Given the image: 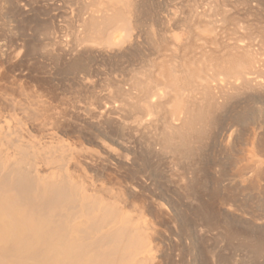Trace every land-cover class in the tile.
Masks as SVG:
<instances>
[{"label":"rangeland","instance_id":"obj_1","mask_svg":"<svg viewBox=\"0 0 264 264\" xmlns=\"http://www.w3.org/2000/svg\"><path fill=\"white\" fill-rule=\"evenodd\" d=\"M106 1L0 0V127L16 132L0 135V147L12 150L7 141L19 136L52 154L55 164L40 157L36 166L47 176L66 174L83 195L141 229L153 248L146 264H264V249L256 258L250 250L264 246V88L198 121L203 135L191 140L190 154L161 151L160 125L136 126V117L153 115L121 93L146 82L191 89L184 70L216 73L238 38L264 60V0H136L139 11H129L131 30L124 29L134 39L120 43L117 29L113 45L81 27ZM253 72L264 83V62Z\"/></svg>","mask_w":264,"mask_h":264},{"label":"bare ground","instance_id":"obj_2","mask_svg":"<svg viewBox=\"0 0 264 264\" xmlns=\"http://www.w3.org/2000/svg\"><path fill=\"white\" fill-rule=\"evenodd\" d=\"M129 11L133 13L139 11V2L108 0L107 3L106 1L101 9L92 11L90 15L86 13L88 18L82 19L81 25L84 27V29L82 27L85 33L83 35H86L85 30L93 31L96 33L93 35H98L94 37L100 38L99 41L115 44L113 42L116 38L113 36L115 31L129 30L131 27L130 19H128L131 18ZM128 12L129 14H126ZM125 14L130 17H126ZM131 21L137 23L138 19H131ZM208 28L211 43L215 41V33L213 29ZM78 32L81 34L82 31ZM134 35L124 30V35L118 40L120 43L121 41L129 42L131 37L132 40L134 39ZM242 41L238 38L228 45L226 60L223 56L221 64L217 67L219 71L212 64L217 70L216 73L209 74L204 67L201 70L205 72L200 75L197 69L196 74L197 65L193 64L196 65L193 66L194 68L191 67L192 70L195 69V75L187 76L190 70H184L183 67L188 64L181 66L187 75L183 74L184 72L182 74L192 83H189L193 87L191 88L193 93L190 95L188 94L191 91L189 86L187 85V91L186 84L182 82V85L180 81L178 83L182 86L176 81L168 83L166 80L167 83L162 81L165 84L161 87L154 86L152 82V84L136 82V88L123 89L121 93L128 105L129 103L132 107L137 105V108L143 109L146 114L153 115V118L150 117L146 122L143 116L136 117V126L141 125L143 129H150L156 124L160 125L157 139L161 143V151L169 149L172 152L192 153L191 140L203 135L204 128L198 121L203 122L206 116L211 117L210 114L213 112L222 110L231 98L243 91L264 88V83L250 77L254 73L253 70L258 69L260 62L264 60L260 58L261 55L257 57L258 53L253 54L252 45L249 42ZM193 46H191L192 49H195ZM214 47H216L215 44ZM2 51L0 47V56L3 58ZM204 64L206 65L203 63L202 66ZM176 66L177 64L172 71L166 67L167 72H170L169 76L176 71ZM207 67L210 68L211 65ZM182 68L179 69L182 70ZM178 74L175 75L177 78L180 77ZM162 75L164 78V74ZM165 77L167 78L168 75ZM138 86L140 90L134 96L132 90L137 89ZM183 86L187 91L186 95H184ZM132 98L135 101H131ZM138 105H141V108ZM13 133L16 132H11ZM11 134L0 127L2 138L8 139ZM233 136L234 130H230L226 138L230 139ZM18 137L15 136L7 141V146L12 150L8 151L6 147L7 150L0 147V264H146L147 259L149 262L153 260V256L149 254V251L153 249L149 247L151 241L145 240L141 229L139 231L129 223L130 221L120 219L121 213L117 210L120 213L117 214V208L113 209L109 204H100L102 200H97L94 196L83 195L80 186L72 182L66 174L57 177L47 176L36 166V159L43 157V161H47V164L53 161L55 164L57 162L55 158L52 154L44 156L42 152L45 150L40 152V148L33 149L31 145L20 143ZM263 249V244L258 242L250 245L251 255L255 258ZM140 254L142 256H139Z\"/></svg>","mask_w":264,"mask_h":264}]
</instances>
